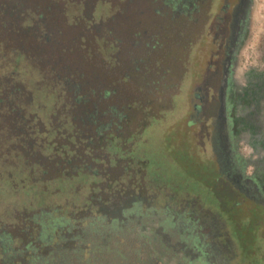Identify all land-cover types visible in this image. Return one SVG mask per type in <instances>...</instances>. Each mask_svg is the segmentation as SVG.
I'll return each mask as SVG.
<instances>
[{
  "label": "rangeland",
  "instance_id": "1",
  "mask_svg": "<svg viewBox=\"0 0 264 264\" xmlns=\"http://www.w3.org/2000/svg\"><path fill=\"white\" fill-rule=\"evenodd\" d=\"M108 1L117 9L109 15L108 3H100L97 17L103 16L104 20L99 37L103 46L105 42L117 40L118 49H112L111 54L117 58L113 60V68L109 67L108 53L104 57L100 52L97 57L101 60L102 79L122 77L131 67L133 58L145 56L157 71L149 73L154 84L143 91L138 89L137 78L129 85L120 86L125 99H136L144 105L150 100L157 103L150 104L153 110H146L144 126L137 128L144 115L135 113L129 131L137 130L125 139L127 144L120 139L110 141L111 164L116 159L122 160L114 173L120 174L124 164H129L137 176L144 173L147 184L151 183L157 191L210 210L227 226L232 264H264V202L248 200L228 179V171L226 176L213 152L212 129L222 108L218 100L222 73L219 57L211 51L212 33L208 31L203 49L194 51L184 47L180 35L186 16L178 18L176 12L167 7V0ZM263 26L264 2H261L256 12L253 39L241 57L244 65L253 66L257 62V36ZM194 28V34L201 30V27ZM89 42L95 51H101L93 36H89ZM16 61L0 62V78L20 73L19 78L34 97L31 111L50 128L55 92L40 86V72L23 55H18ZM195 86L202 87L205 95L199 119L192 117L193 105L198 103L194 99ZM5 121L0 113V234L14 233L12 225L24 216H31L39 207L63 204V212L71 211L83 203L81 199L88 191L96 192L93 184L106 186V182H99L98 177L85 172L74 176L60 174L52 179L42 176L38 165H28L21 154L11 151L20 145L11 138V133L7 137ZM54 136L51 132L50 139ZM54 149V145H49L47 152L52 153ZM107 165L102 162L92 167L104 172Z\"/></svg>",
  "mask_w": 264,
  "mask_h": 264
},
{
  "label": "flooded vegetation",
  "instance_id": "2",
  "mask_svg": "<svg viewBox=\"0 0 264 264\" xmlns=\"http://www.w3.org/2000/svg\"><path fill=\"white\" fill-rule=\"evenodd\" d=\"M177 2V17L187 21L180 32L184 47L203 49L209 31L219 57L222 108L212 129L214 155L248 200L263 203L264 26L256 64L244 65L241 57L264 0ZM192 27L201 30L194 34ZM202 91L195 86L193 118L203 113ZM121 161L108 160L104 172L94 167L91 175L106 186L93 184L96 192L88 191L80 206L66 212L63 204L39 207L12 225L14 233L0 234L2 264H232L225 223L206 208L157 191L129 164L115 174Z\"/></svg>",
  "mask_w": 264,
  "mask_h": 264
},
{
  "label": "trees",
  "instance_id": "3",
  "mask_svg": "<svg viewBox=\"0 0 264 264\" xmlns=\"http://www.w3.org/2000/svg\"><path fill=\"white\" fill-rule=\"evenodd\" d=\"M101 2L108 3L109 15L117 9L108 0H0V62L16 61L18 55H23L40 72V86L56 96L48 128L31 111L34 97L19 78L20 73L1 77L4 129L7 137L11 133L20 145L11 151L21 154L28 165H38L48 179L60 174L96 173L94 164L111 160L110 141L120 139L127 144L125 139L145 125L146 110H153L151 105L157 103L150 100L144 105L121 95L120 86L136 78L139 91L154 84L148 75L157 71L146 56L133 58L122 77L102 79L101 60L97 57L100 52L104 57L108 53L109 67L113 68L117 58L111 53L118 49V41L102 45L99 32L104 18L97 17ZM166 3L178 15L177 0ZM89 36L104 54L102 49L92 48ZM135 113H142L144 119L135 131H129ZM51 132L55 135L52 140ZM49 145L55 147L52 153H48L52 149L47 152Z\"/></svg>",
  "mask_w": 264,
  "mask_h": 264
}]
</instances>
